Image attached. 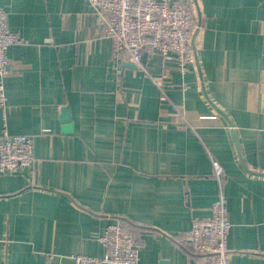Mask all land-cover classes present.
<instances>
[{"label": "crops", "instance_id": "crops-1", "mask_svg": "<svg viewBox=\"0 0 264 264\" xmlns=\"http://www.w3.org/2000/svg\"><path fill=\"white\" fill-rule=\"evenodd\" d=\"M195 4L183 78L157 54L143 56L149 74L114 56L88 0H0L23 39L6 50L8 126L36 137L37 158L0 175V264L102 257L97 237L118 222L141 264H192L187 233L218 197L211 159L227 176L231 264H264V0ZM166 74L163 88L150 77Z\"/></svg>", "mask_w": 264, "mask_h": 264}, {"label": "built area", "instance_id": "built-area-1", "mask_svg": "<svg viewBox=\"0 0 264 264\" xmlns=\"http://www.w3.org/2000/svg\"><path fill=\"white\" fill-rule=\"evenodd\" d=\"M91 11L98 17L101 33L111 40L114 56H128L137 69L149 74L144 63L145 53L157 54L164 62H174L183 78L197 65L196 36L203 25L198 19L195 0H88ZM9 12L0 9V111L3 128L0 136V175L34 169L36 137L13 134L7 119L5 79L10 73L6 50L22 45L21 36L8 23ZM160 88L163 76H150ZM186 90L187 86L183 83ZM218 183V197L208 219L194 220L184 242L194 257L192 264H231L228 238L232 223L228 215L225 192L226 174L222 164L211 159ZM104 247L102 257L76 255L73 264H141L135 232L122 222L106 227L97 237Z\"/></svg>", "mask_w": 264, "mask_h": 264}, {"label": "water", "instance_id": "water-1", "mask_svg": "<svg viewBox=\"0 0 264 264\" xmlns=\"http://www.w3.org/2000/svg\"><path fill=\"white\" fill-rule=\"evenodd\" d=\"M129 67H131L132 68V66L131 65H129ZM220 112V111H219ZM221 113V112H220ZM221 114H223V113H221ZM224 115V114H223ZM225 116V115H224ZM72 121V119H71V116H70V112H69V109L68 108H65L64 110H63V122L65 123V128H64V131L65 132H68L69 130H71V122ZM230 123V122H229ZM232 134H233V137H234V140H235V142H236V145H237V148L239 149L240 148V143H239V140H238V133H237V131H235V130H232Z\"/></svg>", "mask_w": 264, "mask_h": 264}, {"label": "bare ground", "instance_id": "bare-ground-1", "mask_svg": "<svg viewBox=\"0 0 264 264\" xmlns=\"http://www.w3.org/2000/svg\"><path fill=\"white\" fill-rule=\"evenodd\" d=\"M99 23V22H98ZM100 24V23H99ZM101 35L103 36V33H101Z\"/></svg>", "mask_w": 264, "mask_h": 264}]
</instances>
